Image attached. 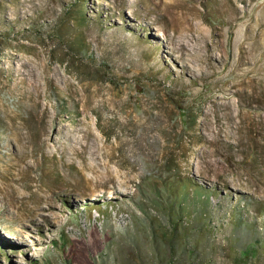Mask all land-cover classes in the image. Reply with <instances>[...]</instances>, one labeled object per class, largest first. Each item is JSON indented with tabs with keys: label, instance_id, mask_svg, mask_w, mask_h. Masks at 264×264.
Returning a JSON list of instances; mask_svg holds the SVG:
<instances>
[{
	"label": "rangeland",
	"instance_id": "rangeland-1",
	"mask_svg": "<svg viewBox=\"0 0 264 264\" xmlns=\"http://www.w3.org/2000/svg\"><path fill=\"white\" fill-rule=\"evenodd\" d=\"M0 182V264H264V0H0Z\"/></svg>",
	"mask_w": 264,
	"mask_h": 264
},
{
	"label": "bare ground",
	"instance_id": "bare-ground-1",
	"mask_svg": "<svg viewBox=\"0 0 264 264\" xmlns=\"http://www.w3.org/2000/svg\"><path fill=\"white\" fill-rule=\"evenodd\" d=\"M1 183V182H0ZM120 185V188H119V190H121L122 189V185L121 184H119ZM16 190H15V188H13V186L11 185V183H8V182H4V184H0V194H3L4 196L5 195H10V196H12L14 199L15 198H17V196H16ZM6 197V196H5ZM1 199V198H0ZM9 199V198H8ZM6 200V199H5ZM13 202V201H12ZM10 204H11V202H10ZM14 205V204H13ZM49 206V205H48ZM28 211H30V210H28ZM31 211H34L35 212V208H32V210Z\"/></svg>",
	"mask_w": 264,
	"mask_h": 264
},
{
	"label": "trees",
	"instance_id": "trees-1",
	"mask_svg": "<svg viewBox=\"0 0 264 264\" xmlns=\"http://www.w3.org/2000/svg\"><path fill=\"white\" fill-rule=\"evenodd\" d=\"M33 264H36V263H33Z\"/></svg>",
	"mask_w": 264,
	"mask_h": 264
}]
</instances>
